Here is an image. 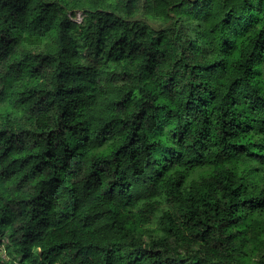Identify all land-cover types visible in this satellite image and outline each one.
Returning a JSON list of instances; mask_svg holds the SVG:
<instances>
[{
	"label": "trees",
	"instance_id": "16d2710c",
	"mask_svg": "<svg viewBox=\"0 0 264 264\" xmlns=\"http://www.w3.org/2000/svg\"><path fill=\"white\" fill-rule=\"evenodd\" d=\"M0 246L264 264V0H0Z\"/></svg>",
	"mask_w": 264,
	"mask_h": 264
},
{
	"label": "rangeland",
	"instance_id": "374dc122",
	"mask_svg": "<svg viewBox=\"0 0 264 264\" xmlns=\"http://www.w3.org/2000/svg\"><path fill=\"white\" fill-rule=\"evenodd\" d=\"M76 21L77 22H80L81 21V19H82V15H81V13H78L77 15H76ZM0 249H2V246H0Z\"/></svg>",
	"mask_w": 264,
	"mask_h": 264
}]
</instances>
